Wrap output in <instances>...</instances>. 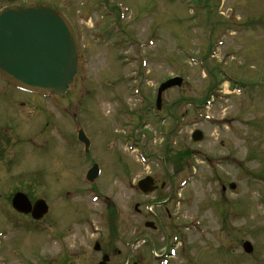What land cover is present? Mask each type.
Wrapping results in <instances>:
<instances>
[{
    "label": "rangeland",
    "instance_id": "rangeland-1",
    "mask_svg": "<svg viewBox=\"0 0 264 264\" xmlns=\"http://www.w3.org/2000/svg\"><path fill=\"white\" fill-rule=\"evenodd\" d=\"M33 2L71 20L78 71L52 101L64 114L48 107L60 122L38 130L45 146L36 131L34 146L23 143L30 128L15 116H39L41 101L22 109L0 83V124L18 118L10 123L18 133L2 128L0 137V264H85L77 259L88 257V242L112 236L106 204L132 209L139 193L131 184L147 174L164 183L163 198L173 195L175 227L152 231L161 247L176 248L173 262L264 264V30L253 26L264 22V0H0V8ZM174 76L182 82L164 90L157 111L156 89ZM72 125L91 141L86 154ZM28 161L33 183L25 186L18 178ZM92 163L101 176L90 185ZM24 188L48 202L42 219L12 209L8 195ZM131 215L126 232L117 219L116 236L148 232Z\"/></svg>",
    "mask_w": 264,
    "mask_h": 264
},
{
    "label": "water",
    "instance_id": "water-1",
    "mask_svg": "<svg viewBox=\"0 0 264 264\" xmlns=\"http://www.w3.org/2000/svg\"><path fill=\"white\" fill-rule=\"evenodd\" d=\"M77 72V41L73 28L58 11L40 4L10 5L0 10V77L7 83L42 93H63ZM174 77L160 85L156 105L160 107L162 92L181 84ZM80 139L88 146V140L80 132ZM194 141L202 138L195 130ZM97 176L94 165L87 174L92 181ZM138 188L148 194L155 189L153 177L146 176L138 182ZM230 187H234L231 185ZM12 207L18 212L30 213L35 220L47 213L44 200L33 205L23 194H15ZM245 252L252 246L243 243Z\"/></svg>",
    "mask_w": 264,
    "mask_h": 264
},
{
    "label": "flooded vegetation",
    "instance_id": "flooded-vegetation-1",
    "mask_svg": "<svg viewBox=\"0 0 264 264\" xmlns=\"http://www.w3.org/2000/svg\"><path fill=\"white\" fill-rule=\"evenodd\" d=\"M255 25L257 26L256 27L257 29L264 30V22L262 20L258 19ZM0 83L3 85V87L12 90V92L16 96L21 98L20 101L17 102V104L18 106L22 107V109L27 110L28 109L27 106H30V104H27L25 100H28L29 103H30V98H32L31 100H38L39 103L41 101L40 103L41 106L39 110L41 111L42 114H40L39 116H35V115L34 117L31 116L30 113L33 111L32 109H29V111H27L28 113H26L25 115L16 114L15 116L22 117L26 121L27 127L30 128V129L26 128L27 132L25 133V134L30 135L29 138H27L26 135L23 134L24 137H22V142L29 144L30 146H34L36 144L37 139L35 140V138H33V131H36L38 135V140L42 142L41 146H45L49 140V137L46 136L44 138L43 136H39L38 130H42L43 128L45 129V127L48 126L49 127L48 129L51 132L52 128L57 126L58 125L57 123L60 121L58 120L57 122L54 119V117L50 114L51 112L49 111L48 107L51 108V105L54 106L56 111L59 114H62L61 109H58L56 105L52 104L49 96H43L38 93H32V92H28V91H25V90H22L16 87L9 86L1 79H0ZM48 116H52L53 120L48 121ZM17 119L18 118H15L12 120L9 119V123H5L4 125L0 124V137L2 136V128L8 129V130L10 128H14V130L18 133L17 126H13L10 124L12 122H16ZM34 119H37V121ZM41 123L42 124L44 123V127L42 128H41L42 126ZM71 129H72L71 133L73 135H76L75 133L76 125L75 126L72 125ZM62 140L65 141L63 138ZM75 142L77 146L82 147L81 145H79L77 138L75 139ZM19 159H20L19 154L17 152V154H15L13 157V162L17 161L14 163H18ZM27 164H30L29 161L26 164H24L25 165L24 167H22L26 169L25 174H20V177L18 179H23L25 176L30 174L32 167L31 165L29 166ZM79 178L81 182L83 183L82 173ZM153 178H154L155 190L150 194H143L140 190H138L136 187V181H135V184L133 185L130 183L131 186L134 188L135 193H139L137 194L138 198H136L133 202L132 209H131V205L130 204L128 205V203H127L126 211L124 209H120L122 204L121 206L120 204L117 205L114 202L106 204L105 215L107 217V223H109V228L111 229L112 236L110 237L109 235H107V237L103 239L101 235L97 234L95 236V239L91 242H88L87 244V251L85 252L88 255V257H84V258L79 257L77 259L79 262L84 261L85 264H160L161 261L166 259L168 261L167 264H176L175 262H173V258L169 257V254H170L169 250L170 248H174V247L167 245V244H164V246L161 247V243H158V240L156 241L154 239L155 237L152 235L154 234L155 231H159L160 233H162L163 229L165 228L173 229L175 227L174 220L172 219L174 212H171L172 207H173V203H172L173 195L170 194L168 195V197L163 198L162 197L163 195L161 194V190L164 187V183H161L159 185L156 180V177L153 176ZM25 179L27 181L23 180L26 182L25 183L22 182L24 183L25 186H30L31 183H33L32 180L28 181L29 177L28 178L25 177ZM34 180H35V177H34ZM130 184H129V187H130ZM17 190L19 191L20 189H17ZM23 191L31 199L29 191L27 192L25 188ZM13 192L14 190H12L10 194H12ZM0 195H1V198H4L3 193L0 192ZM146 197H149L150 200L147 201ZM107 200L108 199H106V201ZM162 206L165 207V212H166L164 216V220H163L162 212L160 211V209H159V212H157L156 210L157 208L162 207ZM125 212L126 213L128 212V214H125ZM131 212L141 218V222L139 221L138 223H141V225L146 230H148V232L137 233L138 228H135L134 233H137V235L133 238L130 236L129 237L116 236L114 233V230H115L114 225H116V222H118L117 219L121 218V220L118 223V226L120 227L123 226V230H124L125 225L126 227L128 226L130 227L132 225L133 215H131ZM125 215H126V218H124ZM122 222H123V225H121ZM114 237H116L117 240H115ZM148 249H149V257H148V254L146 253ZM83 253L84 252L82 251V254ZM150 253H152L153 258L150 256ZM186 258L187 259L184 262L182 261L177 264H189L190 259H188V257Z\"/></svg>",
    "mask_w": 264,
    "mask_h": 264
},
{
    "label": "bare ground",
    "instance_id": "bare-ground-1",
    "mask_svg": "<svg viewBox=\"0 0 264 264\" xmlns=\"http://www.w3.org/2000/svg\"><path fill=\"white\" fill-rule=\"evenodd\" d=\"M100 176H101V174H100Z\"/></svg>",
    "mask_w": 264,
    "mask_h": 264
}]
</instances>
